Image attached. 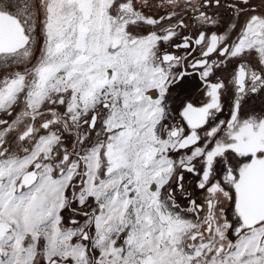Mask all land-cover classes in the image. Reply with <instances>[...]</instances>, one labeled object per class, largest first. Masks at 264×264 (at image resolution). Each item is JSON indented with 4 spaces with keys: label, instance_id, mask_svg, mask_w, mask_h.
Returning <instances> with one entry per match:
<instances>
[{
    "label": "snow or ice",
    "instance_id": "6c2138e0",
    "mask_svg": "<svg viewBox=\"0 0 264 264\" xmlns=\"http://www.w3.org/2000/svg\"><path fill=\"white\" fill-rule=\"evenodd\" d=\"M0 264H264V0H0Z\"/></svg>",
    "mask_w": 264,
    "mask_h": 264
}]
</instances>
